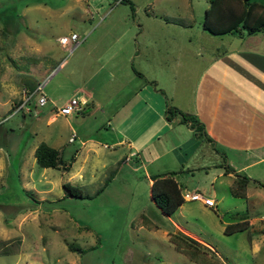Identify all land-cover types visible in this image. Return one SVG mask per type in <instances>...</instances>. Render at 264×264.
Listing matches in <instances>:
<instances>
[{"label":"rangeland","instance_id":"obj_1","mask_svg":"<svg viewBox=\"0 0 264 264\" xmlns=\"http://www.w3.org/2000/svg\"><path fill=\"white\" fill-rule=\"evenodd\" d=\"M130 1L133 10L127 0H0V249L8 251L0 252V264H200L169 239L167 232L179 229L173 221L208 241L211 246L196 239L211 248L205 250L218 264H264V187L250 184L247 198L233 196L226 176H217L219 168L212 165L216 157H202L211 149L206 142L190 160L194 169L179 178L184 192L199 189L216 205L186 200L181 210L167 215L151 199L145 170L132 169L133 161L119 165L113 155L117 147L104 146L111 142L100 127L104 114H55V106L72 97L81 72L93 68V53L117 42L120 32L135 48L138 39L141 45L150 43L158 63L160 43L188 44L190 36L197 46L217 52L231 38L201 32L208 0ZM136 20L146 28L139 38ZM183 24L190 26L183 30ZM263 31L238 34L250 39ZM73 32L81 42L70 51L71 44L63 45L59 37ZM200 61L197 55L198 67ZM120 64L130 72L141 66L138 56ZM145 64L148 76L160 69V64ZM125 79L114 77L106 89H128L131 82L124 84ZM27 80L43 83L52 101L39 104V91L25 101ZM70 117H75L71 124ZM70 125L80 135L73 142L68 141ZM84 133L93 142L82 144ZM40 141L58 147L69 169L40 166L33 152ZM222 157L224 169L227 155ZM202 159L207 165L197 168ZM64 182L79 186L83 196L66 194ZM243 211L248 228L223 232V224L238 220Z\"/></svg>","mask_w":264,"mask_h":264},{"label":"crops","instance_id":"obj_2","mask_svg":"<svg viewBox=\"0 0 264 264\" xmlns=\"http://www.w3.org/2000/svg\"><path fill=\"white\" fill-rule=\"evenodd\" d=\"M135 22V33L139 38L146 32V28L143 22L137 20ZM183 26V30H186L190 24ZM201 30L203 34L208 32L203 27ZM170 33L174 38L175 33ZM238 33H226L230 34L231 38L221 44L222 48L217 47V52H213V48L207 47L206 44L197 46L195 41H191L190 36L188 44L160 43L158 63L155 60V53L154 55L150 53L152 49L150 43L145 42L141 45L138 39L135 48L133 42L122 41L125 32H120L115 37L117 42L106 44L93 53V68L87 73L82 71L78 83L74 86L72 97L84 102L78 112H72L70 115L76 117L77 114L91 115L98 112L104 114L106 120L100 123V127L105 130V135L111 141L109 145L104 142V146L114 149L117 147L113 155L119 159L117 161L119 165L120 162L126 164L133 161L132 169L142 167L150 184L152 174L175 171L172 176L185 197L175 211L181 210L186 200H199L204 203L201 196H208L199 189L184 192L179 178L186 176L185 172L194 169L190 160L197 155L203 142L211 149L208 152L204 151L202 157L205 155L216 157L214 162L211 160L212 165L219 168L217 176H226L225 182L228 184L232 182L235 172L264 181V35L261 37L249 35L251 36L249 39ZM204 36L207 38V35ZM156 46L157 44L153 49L157 52L159 48ZM206 52L208 56L204 55ZM197 55L201 59L199 67ZM135 56H138L141 62L138 69L132 67L133 71L130 72L124 67L125 64L124 66L120 64L123 60L134 59ZM145 63L157 67L160 64V69L157 68L155 71L157 74L148 76L144 68ZM122 75L126 78L124 84L131 82L128 89L123 87L115 90L106 89L114 77ZM150 80H155L156 85ZM188 81H192L190 87H187ZM22 102L23 99L19 104ZM169 104L196 115L211 140L195 135L189 123L180 121V115L168 118L166 108ZM55 114H60L56 111V106ZM55 114L48 120H53ZM75 117L68 118L69 124ZM70 127L68 141L73 142L80 135L72 125ZM72 134L74 139L70 140ZM81 135H85L81 140L82 144L93 142V136L85 133ZM227 152L229 154H226ZM223 154L227 155L226 165H230L233 171L224 172L221 168ZM75 158L74 153L72 159ZM204 159L196 166L197 168L207 165ZM117 171L118 168L112 178ZM250 184L262 188L251 180L247 184V190ZM195 192L197 195L193 196ZM173 223L182 232L211 246L208 241L184 226L175 221ZM170 233L167 232L169 239Z\"/></svg>","mask_w":264,"mask_h":264},{"label":"trees","instance_id":"obj_3","mask_svg":"<svg viewBox=\"0 0 264 264\" xmlns=\"http://www.w3.org/2000/svg\"><path fill=\"white\" fill-rule=\"evenodd\" d=\"M127 1L133 10V3L130 0ZM202 27L212 34L233 32L255 34L264 28V3L255 0H208V6L204 10ZM135 71L142 75L139 71ZM150 82L156 85L155 80H150ZM39 83L38 80H27L24 82L28 92H33ZM159 90L162 89L159 88ZM166 113L168 118L174 115H180V121L189 123L195 135L211 140L204 131L203 123L193 113L184 112L172 104L167 106ZM34 156L40 166L61 167L64 170L69 169L70 162H66L63 159L60 150L45 141H40L36 145ZM115 171L116 169L111 172V176L105 180V184L112 178ZM229 171H233V168L225 164L224 172ZM173 172L175 171L166 174L156 173L151 175L150 196L161 212L167 215H171L185 199L180 186L172 176ZM251 180L260 186H264V181L262 180L251 178L244 173L235 172L230 183L231 194L236 197H246L247 184ZM63 186L66 189V194L83 196L82 189L79 186L69 182H64ZM247 216V211L241 212L238 220L228 222L224 225L223 232L232 233L248 228L249 220ZM170 239L177 249L185 252L190 258L196 259L200 264H218L208 256L206 250H211L209 247L198 242L195 238L181 230L178 229L176 232L170 233ZM69 247L71 250H84V248L75 245H70ZM0 252L5 253L8 251L6 249H0Z\"/></svg>","mask_w":264,"mask_h":264},{"label":"built area","instance_id":"obj_4","mask_svg":"<svg viewBox=\"0 0 264 264\" xmlns=\"http://www.w3.org/2000/svg\"><path fill=\"white\" fill-rule=\"evenodd\" d=\"M59 41L63 45L71 44L70 45V51H72L80 42V35L73 32L70 34V36L62 35L59 37ZM37 91H39V97H38V103L43 105L47 101H49V97L45 94L43 91V83H39L35 90L33 92H28L27 89L24 90L25 94V101L30 99ZM25 101L21 103L20 106H23L25 104ZM84 101L77 98V97H71L66 102L61 104L60 106H56V111H58L60 114L67 115L72 112H78L81 109V105ZM74 139V134L70 137V140ZM193 196H196V192L192 194ZM203 197V202L208 206H214L215 200L210 196H201Z\"/></svg>","mask_w":264,"mask_h":264}]
</instances>
